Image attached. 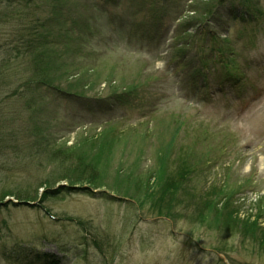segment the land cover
<instances>
[{"label": "rangeland", "instance_id": "374dc122", "mask_svg": "<svg viewBox=\"0 0 264 264\" xmlns=\"http://www.w3.org/2000/svg\"><path fill=\"white\" fill-rule=\"evenodd\" d=\"M34 1L42 19L65 8L82 49L42 89L35 123L95 179L61 162L34 200H0V264H264V0ZM23 13L7 12L0 42ZM20 73L0 91V129L31 140ZM10 156L0 196L35 171ZM230 215L250 230L223 231Z\"/></svg>", "mask_w": 264, "mask_h": 264}, {"label": "trees", "instance_id": "16d2710c", "mask_svg": "<svg viewBox=\"0 0 264 264\" xmlns=\"http://www.w3.org/2000/svg\"><path fill=\"white\" fill-rule=\"evenodd\" d=\"M2 2H4V6H2L3 8L0 11V30L9 16L7 12L11 13L10 16H14L16 12H27L20 15V17L25 16L27 21H24L26 24L23 26L21 25L22 22L19 23L12 34H8L11 38H3L5 42H0V53H2V58L0 59V91L5 90V92H7L8 89H10V84L13 82V77L19 75V71H25L27 74L22 78V73H20V79L18 78L23 87V92L18 93H20L21 96H29V100L27 101L28 108L32 109L34 114L31 117L33 125H29L28 128L31 140H24L21 137L19 129L15 131H7L4 127L0 129V162L5 166V164H7V159L11 157V153L16 156L13 158L14 160H18L21 157L27 160L35 171L33 173H29V170L26 171V175L20 178L21 180L16 186L17 190L3 191L0 200L5 199L7 196H14L18 200H34L39 194L40 189L52 184L49 177L58 171L61 162L63 165L60 166V170H62L60 173L74 174L76 172L78 174V172L83 171L80 175L86 177L88 174V177L85 179L82 178L84 180L81 178L75 180L93 184L95 177L92 176L91 169L89 170V164L85 161L83 162L81 156L75 157V155L70 156V161L63 160L59 154L54 152L55 149L50 150L53 137L44 134L43 130L35 123L41 114L40 106L37 102L45 97L42 94L43 90L52 89L54 87L53 82L55 80L52 74L59 71L60 68H73L76 65L80 67L78 62L77 64L75 63V61H79L75 55L82 50L80 49L81 46L78 45V37H75L73 33L70 32L68 26L63 29V23L60 20L61 12L63 10L66 12V9L60 8L58 2L55 1V9L51 11L48 19H42L37 10L33 11L30 8L31 3H37L34 0H0V4ZM60 4H63V2H60ZM58 9L60 10L57 13L56 11ZM33 12L38 14H35L31 19ZM70 58L72 60H70ZM10 66H12L16 72L13 76L8 73L12 70ZM16 66H18L17 70ZM12 119L13 122L16 121L14 118ZM0 122H8V119L2 120V118H0ZM7 155L9 156L6 157ZM35 159L43 160L45 163H49L52 166L51 172L46 173L47 180H45L46 178L43 179L37 176L38 173L43 170L42 168L45 163L43 161L37 163ZM186 173H183L184 176ZM68 175L61 174L60 178H68V180H71ZM67 187L60 186L57 188V191L55 190L56 192H53L54 195L56 193L57 195H62L61 193H64V191L68 189ZM209 195V193L205 194L207 197H210ZM164 215L170 217V215ZM172 216L173 215H171V217ZM172 218L176 219L178 216L176 215ZM237 223H239V221H236L234 217L231 215L227 216L223 224L221 223L223 225L222 230L234 233L237 228ZM242 225L243 227L237 228V233L246 234L250 229H248L244 223H242ZM263 240L260 243L261 247L263 246L262 248H264Z\"/></svg>", "mask_w": 264, "mask_h": 264}]
</instances>
